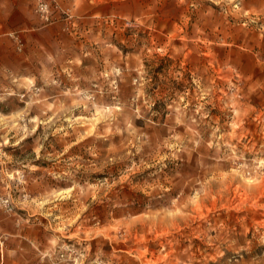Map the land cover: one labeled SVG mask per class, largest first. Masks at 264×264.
I'll return each mask as SVG.
<instances>
[{"label": "rangeland", "instance_id": "obj_1", "mask_svg": "<svg viewBox=\"0 0 264 264\" xmlns=\"http://www.w3.org/2000/svg\"><path fill=\"white\" fill-rule=\"evenodd\" d=\"M30 13L0 34V264H264V0Z\"/></svg>", "mask_w": 264, "mask_h": 264}, {"label": "crops", "instance_id": "obj_2", "mask_svg": "<svg viewBox=\"0 0 264 264\" xmlns=\"http://www.w3.org/2000/svg\"><path fill=\"white\" fill-rule=\"evenodd\" d=\"M33 0H0V34H6L10 32L20 31L21 29H36V26L32 22V8ZM0 49H6L8 55L12 56L9 52L10 46L7 44L4 46L0 43ZM10 62H0L2 70L0 73L3 74H15L20 71V63L17 58L12 57ZM17 59V62H15Z\"/></svg>", "mask_w": 264, "mask_h": 264}]
</instances>
